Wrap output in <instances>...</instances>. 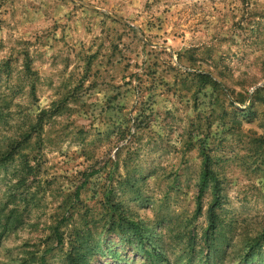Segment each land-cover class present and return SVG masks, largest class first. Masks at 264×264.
Returning a JSON list of instances; mask_svg holds the SVG:
<instances>
[{"label":"rangeland","instance_id":"374dc122","mask_svg":"<svg viewBox=\"0 0 264 264\" xmlns=\"http://www.w3.org/2000/svg\"><path fill=\"white\" fill-rule=\"evenodd\" d=\"M78 255L264 264V0H0V264Z\"/></svg>","mask_w":264,"mask_h":264},{"label":"trees","instance_id":"16d2710c","mask_svg":"<svg viewBox=\"0 0 264 264\" xmlns=\"http://www.w3.org/2000/svg\"><path fill=\"white\" fill-rule=\"evenodd\" d=\"M197 77H199L200 80L202 81V83H204V84L205 83H208V84H211L213 87H215V85H217V83L214 82L209 77V75H206V74H198ZM41 124H42V119H39L38 120V126H35L34 129L35 128H41L42 127ZM29 135H30V133L29 134H26L23 137V139L25 141H27L29 139ZM202 156H203V160H204V163L206 164V166L209 165V163H210L209 156L205 152L202 153ZM204 179H205V177H204ZM113 206L116 207L115 205H113ZM121 220L122 219L120 218L119 221H121ZM128 223H129L130 227L132 228V230H134L135 236L137 237L138 242L141 244V250L139 251L140 255H142V254L143 255L144 254L146 255V253H147L150 256V253H148L149 251H147L143 247L144 242H145V240H144V234H143V233H145L144 228H142V231H141V225L138 222L131 221V222H128ZM59 239H60V237H59ZM83 250H84L83 247H81V248L78 249V251H83ZM75 258L76 257L71 256L70 257V261L71 262H75L74 261ZM76 260H79V262H75L74 264H87V261H85V257H83V256L78 255L77 258H76Z\"/></svg>","mask_w":264,"mask_h":264}]
</instances>
